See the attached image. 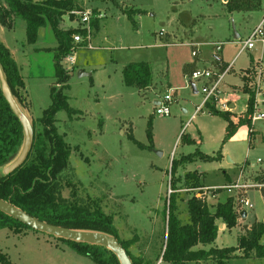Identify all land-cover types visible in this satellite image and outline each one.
<instances>
[{"label":"rangeland","instance_id":"obj_1","mask_svg":"<svg viewBox=\"0 0 264 264\" xmlns=\"http://www.w3.org/2000/svg\"><path fill=\"white\" fill-rule=\"evenodd\" d=\"M73 2L74 10H92V47L76 42L74 35L80 32L73 34L68 43L71 50L75 49L71 53L75 60L74 64L65 63L63 59L69 54L63 57L61 65L68 75L63 81L57 77L54 60L59 41L56 38L53 42L48 26L39 29L36 43L28 42L22 19H17L15 29L3 32L24 79L23 92L30 105L23 112L34 123L35 131H42L39 120L53 103L51 87L61 90L70 107L55 114L57 132L71 148L69 167L61 174L69 182L64 196L75 192L80 202L96 201L112 216L119 238L135 241L131 251L136 257L150 264L159 260V264H172L163 259L170 193L176 196L181 221L188 223L187 202L201 187L225 185L230 182L225 173L236 179L242 164L264 160V122H258L252 134L249 124L241 126L222 146L228 125L225 119L212 113L210 105L192 114L202 101L206 81L193 80L199 91L196 94L188 76L184 77L185 67L195 60L199 66L201 62L213 66L215 42L225 43L222 55L232 59L241 48L234 43L235 36L240 33L245 39L260 22L264 0L258 10L232 14L225 9L224 0ZM126 8L133 9L132 19ZM71 15L63 16L59 30L83 25L81 16ZM190 38L200 43L197 59ZM236 61L222 80L220 98L229 97L228 102L238 99L235 112L240 113L248 103L244 87L250 80L244 73L261 62L264 68L261 47L247 50ZM131 62L150 65L152 84L147 89L125 83L123 68ZM82 72L86 75H80ZM167 93L174 95L171 115L160 116L155 113L154 100L164 99ZM214 106L223 112L220 103L215 101ZM131 133L138 143L130 138ZM5 168H0V175L5 174ZM259 193H248L254 208L248 209L247 218L239 217L235 226L227 228L224 224L221 230L223 223L217 220L219 236L212 246L236 245L238 236L251 224L264 221V200ZM216 195L207 202L211 210L230 197L224 189L217 190ZM238 252L241 256L222 264H264V258H247L241 250ZM0 255V264H96L66 243L33 229H0ZM186 264L218 263L213 259Z\"/></svg>","mask_w":264,"mask_h":264},{"label":"trees","instance_id":"obj_2","mask_svg":"<svg viewBox=\"0 0 264 264\" xmlns=\"http://www.w3.org/2000/svg\"><path fill=\"white\" fill-rule=\"evenodd\" d=\"M224 1L229 13L255 11L262 6V0ZM75 7L73 0H4L0 6V22L9 29L14 26L16 19L24 20L29 43H36L39 29L49 25L59 41L58 47L54 50V60L57 77L59 81H63L68 75L61 61L73 50L68 42L73 34L84 33L82 28L59 30L63 16L68 13L72 17ZM125 13L132 19L133 9L126 8ZM0 64L12 95L23 111L30 105L23 92L24 79L10 49L2 41H0ZM189 70V66L185 67V73ZM123 77L126 84L144 90L152 84V69L146 62H131L123 68ZM245 91H248L247 111L237 117L236 121L232 118L230 111L221 112L210 105L211 112L221 116L228 124L222 146L241 126L251 125L255 92L248 87H245ZM51 97L52 105L44 111V116L39 120L43 127L42 131L37 133L34 123H31L34 140L28 158L11 173L0 175V198L54 225L115 236L134 264H150L132 253L131 247L135 244L134 240L119 238L112 216L106 214L96 201L88 199L86 202H80L75 192L71 193L70 197L64 196L63 190L69 182H66L61 174L69 167L71 148L64 137L57 132L55 114L61 108L70 110V107L67 97L54 86L51 87ZM130 138L138 143L132 133ZM24 139L23 126L6 99L0 84V168L7 167L16 159L22 150ZM220 155H222L221 150L218 152V156ZM174 169L175 161L172 165V173ZM193 186L196 187L199 184L193 183ZM187 203L190 222L183 223L178 215L176 196L170 193L168 208L166 203L165 209L167 244L163 255L164 260L168 259L172 264H186L191 261L215 259L218 264H222L232 257L241 256L239 250L247 258L251 256L264 258V242L262 241L264 221H255L251 224L250 228L246 229V233L238 236L236 245L223 248L212 246L219 236L218 219L227 228L238 223L240 215L237 213L232 196L225 202H218L212 210L206 201L195 194ZM6 227L16 230L33 229L0 211V229ZM56 239L66 243L77 253L88 256L96 264H121L118 257L104 246ZM199 244L210 245V247L195 248Z\"/></svg>","mask_w":264,"mask_h":264},{"label":"built area","instance_id":"obj_3","mask_svg":"<svg viewBox=\"0 0 264 264\" xmlns=\"http://www.w3.org/2000/svg\"><path fill=\"white\" fill-rule=\"evenodd\" d=\"M77 14L81 16V22L83 23L80 28L84 30L83 32L77 33L74 35V38L77 43L86 42L89 47L91 45V15L92 10H73L72 14ZM162 35V33H160ZM238 42V41H237ZM241 48L238 54L244 53L247 50L254 49L258 46L261 47L262 57H264V17L260 20V23L251 30V32L246 36L245 39L240 40ZM225 43L216 42L215 47L217 49L216 54L220 53L224 47ZM75 49L71 51L74 52ZM70 53V54H71ZM64 58L62 61L65 63L74 64V55L71 54ZM193 55H197V51H193ZM232 69V64L228 65L225 70H222L220 73H214L211 68L209 69H195L192 71L190 76H188L191 84L193 80H204L206 84L202 88V94L204 96L203 102L197 107L195 113L202 111L203 107L209 105L210 103L214 104V102H218L221 104V109L223 111H231L229 102L223 101L220 98V85L223 82L224 77L230 72ZM244 77L246 80H250L249 83L246 84L245 87H248L254 90V104H253V112L251 115L252 122L250 125V133L255 132V126L258 122H264V68L262 67V62L257 66L254 64L251 71L244 73ZM254 79V80H253ZM173 100V95L167 93L164 99L160 100L158 104L155 105V113L160 116H170L171 115V103ZM194 113V114H195ZM259 165V166H258ZM262 167V168H261ZM252 171V172H251ZM255 171V172H254ZM238 177L236 179L231 180L229 183L222 186L212 185L211 187H201L195 195L206 202H210V198L216 197L217 190H227L230 197H233L235 208L237 213L242 218H247L249 213L248 209L254 208V203L249 197L250 191L260 192L262 199L264 200V160L259 158L257 162L247 161L241 165L239 168ZM242 211H246V217L242 216ZM224 225V224H222ZM250 228V227H248ZM222 230V228H220ZM161 260L157 264L160 263Z\"/></svg>","mask_w":264,"mask_h":264},{"label":"water","instance_id":"obj_4","mask_svg":"<svg viewBox=\"0 0 264 264\" xmlns=\"http://www.w3.org/2000/svg\"><path fill=\"white\" fill-rule=\"evenodd\" d=\"M80 75H86V73L82 72ZM0 84L6 99L8 100L11 108L13 109L14 113L19 118L23 126L24 136H25L24 144L19 155L16 157V159L13 162H11L5 168V174H9L18 167H20L28 158L29 153L33 146L34 132L28 116L22 111V109L19 107V105L17 104V102L15 101L12 95V92L5 78L1 64H0ZM192 86L195 87V83H192ZM229 160L231 161V158H229ZM0 211L21 221L22 223L30 226L36 231L43 232L55 238H62L75 242L104 246L110 249L118 257L121 264H134L132 258L129 256L126 249L123 247V245L119 242V240L115 236L97 231L69 229L48 223L46 221L40 220L35 216L30 215L23 209L15 206L11 202L4 200L2 198H0ZM241 213L243 217H246L247 215L246 211H242Z\"/></svg>","mask_w":264,"mask_h":264},{"label":"crops","instance_id":"obj_5","mask_svg":"<svg viewBox=\"0 0 264 264\" xmlns=\"http://www.w3.org/2000/svg\"><path fill=\"white\" fill-rule=\"evenodd\" d=\"M225 3V1L223 2V4ZM3 4V3H2ZM1 3H0V6L2 5ZM224 6H225V4H224ZM225 9H226V7H225ZM249 12H253V11H249ZM233 13H235V12H233ZM232 14V13H231ZM22 21V20H21ZM17 22V23H16ZM19 23H21V22H19ZM26 23V22H25ZM260 22H258V24H259ZM18 25V20L16 19L15 20V24H14V26L12 27V28H9V30H11V29H15L16 27H17V25ZM258 24H256V25H254L251 29H250V31L253 29V28H255ZM48 26V28H49V30H50V33H49V35H51L52 36V39H53V42L55 43L56 42V36H55V33H54V31L52 30V28L49 26V25H47ZM46 27V26H45ZM42 29V28H41ZM5 30H8V28H6L5 26H3V24L0 22V41H2L3 42V44L5 45V46H7L9 49H10V46H9V43L7 42V40L5 39V36H4V34H3V32L5 31ZM40 32V31H39ZM235 38L237 39V40H235L234 41V43L235 44H237V45H239L240 47H241V44L239 43V41L240 40H243V39H241V34L240 33H238L236 36H235ZM189 41H190V43L192 44V47H193V49L194 50H198V45L200 44V43H197V42H195L194 41V39L193 38H190L189 39ZM238 41V42H237ZM216 43V42H215ZM56 46V45H55ZM224 47H225V45H224ZM224 47H223V49H224ZM223 49H222V51L220 52V53H218V54H216V52H215V54H214V59H213V61L212 62H214V64H213V66L211 65H209V66H207L206 65V62H201V66H199L198 64H197V62H196V60L194 61V63H190V65H188L189 66V68H190V70H189V72L188 73H185L184 72V77L185 78H187V76H190V74L192 73V71L193 70H195V69H201V68H204V69H209V68H211V69H214L217 73L218 72H220V71H222V70H225L227 67H228V65H231L232 64V69L234 68V66H235V64H236V60L242 55V54H244V53H246V52H244V53H241V54H238L239 53V51H240V49L238 50V52L235 54V56L232 58V59H230V58H228V59H226V58H224L223 57V55H222V52H223ZM196 50V51H197ZM12 51V50H11ZM198 52H199V50H198ZM197 57H198V55H196L195 56V59H197ZM251 60H253V57H250V61ZM231 69V70H232ZM230 70V71H231ZM216 73V74H217ZM225 78V77H224ZM224 80V79H223ZM191 86H192V84H191ZM245 88V87H244ZM192 89H193V91L197 94L199 91H198V88H197V85L195 84V87H193L192 86ZM177 91V90H176ZM171 92H172V90H171ZM202 94V93H201ZM203 96V95H202ZM28 98V97H27ZM203 98H204V96H203ZM203 98H202V101L197 105V107L203 102ZM228 99H229V97H228ZM228 99H222L223 101H228ZM29 101V100H28ZM160 100L159 99H155L154 100V103H155V105L156 104H158V102H159ZM237 101H238V99H235V97H234V100L232 99L231 100V102H229V106H230V108L231 109H233L232 111H230L231 112V114L233 115L232 116V118L236 121L237 120V117H239L240 115H243L244 113H246V111H247V106H248V103H247V105H246V107H245V110H242L240 113H236L235 112V110H236V105H237ZM172 103H174V95H173V100H172ZM172 103H171V105H172ZM209 105H213L214 106V104H212V103H210ZM197 107H196V109H197ZM216 107V106H215ZM196 109L194 110V112L192 113V114H194L195 113V111H196ZM224 135H225V131H224ZM233 137L231 136V138L230 139H232ZM229 139V140H230ZM229 142V141H228ZM227 142V143H228ZM223 143V142H222ZM226 143V144H227ZM225 145V144H224ZM223 145V146H224ZM227 157H229L228 155H227ZM229 158H231V157H229ZM233 160H232V158H231V161L230 162H232ZM241 167V166H240ZM239 167V168H240ZM239 170V169H238ZM199 174H201V173H199ZM225 176H227V179H229V181H231L233 178H232V176L230 175V177H229V175L228 174H226L225 173ZM222 227V224L220 225V228ZM225 228V227H224ZM224 228L222 229V230H224Z\"/></svg>","mask_w":264,"mask_h":264}]
</instances>
